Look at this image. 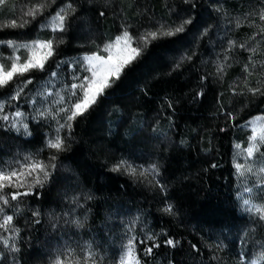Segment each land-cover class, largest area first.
Here are the masks:
<instances>
[{
	"label": "trees",
	"instance_id": "obj_1",
	"mask_svg": "<svg viewBox=\"0 0 264 264\" xmlns=\"http://www.w3.org/2000/svg\"><path fill=\"white\" fill-rule=\"evenodd\" d=\"M37 1L3 0L0 13L29 22L5 27L1 17L0 39L23 43L57 37L56 55L46 70L58 76L68 62L96 50L77 38L82 20L98 32L93 43L111 40L124 26L135 38L161 25L175 27L189 18L192 23L182 33L144 45L97 103L73 122L71 134L61 131L66 150L57 153L50 179L33 189L35 195L10 202L18 204L17 263L38 264L44 246L70 238L106 258L114 256L127 224L137 238L141 264H236L242 251L246 261L255 250L264 253V221L239 214L232 164L233 143L244 142L243 126L264 116V95L249 91H264V21L258 16L264 0H47L35 19L24 16V7ZM68 3L74 10L67 14L65 30L42 31V24ZM217 34L230 39L228 47L216 42ZM5 52L2 47L0 54ZM57 61L64 62L58 69ZM28 76L33 83L19 99L5 102L4 114L25 113L31 135H17L0 121V161L12 165L29 154L46 160L51 151L45 143L53 131L47 118H33L29 91L46 81V73ZM71 83L66 75L59 86ZM12 87L0 89V101L10 97ZM121 159L141 170L156 165L159 174L141 180L112 171ZM169 205L171 213L165 211ZM148 236L160 244L151 255L144 248L152 241L139 243ZM167 239L176 246H167Z\"/></svg>",
	"mask_w": 264,
	"mask_h": 264
},
{
	"label": "snow or ice",
	"instance_id": "obj_2",
	"mask_svg": "<svg viewBox=\"0 0 264 264\" xmlns=\"http://www.w3.org/2000/svg\"><path fill=\"white\" fill-rule=\"evenodd\" d=\"M185 2L187 3L188 0H185ZM0 3H3V0H0ZM43 7L42 4L37 3L25 11L24 16L35 19L36 14L41 12ZM70 10H74L71 3L60 7L52 17L49 25H42V27H51L54 32H63L65 30L67 14ZM260 20L264 21V12L260 13ZM28 22V20L18 22L16 19H13L5 27H24ZM191 23L192 21L189 18L184 19L175 27L161 25L157 31H150L139 37L136 46H132L133 38L125 30L122 35L116 37L114 44L104 46L103 50L108 53L106 57L94 54L84 58L87 64L80 71L91 73V75L85 74L84 76H79L76 72H73L72 79L76 82L71 83L66 88L65 95H61L55 91L36 90V97H41V99L32 98V104L35 105L34 111H36L37 116L51 118L56 122L57 127L55 134L47 139L45 143V147L51 150L46 160L29 154L22 161L17 160L15 165H12L11 162L0 161V245L3 248L8 249L10 252L19 251L15 241L19 237L20 229L14 224V217L18 214V204H11L10 202H21V197L35 195L33 189L38 186L43 187L50 179L52 170L56 167L54 161L58 158L57 153L66 150V137L60 135L61 131L66 129L71 134L73 122L88 112L97 103L98 98L104 94L105 90L111 87V81L119 79L124 69L140 55L142 51L140 44L146 46L152 40L163 36L171 37L182 33L185 31V25ZM261 31L264 32V28ZM206 33L207 30H205L204 34ZM57 39V37H52L45 41L37 40L31 44H18L11 39H0V45L12 49L8 57L0 54V89L8 88L12 84L10 99H19L21 94L25 92V89L28 88V85L33 83L34 78L28 76L31 72L39 71L46 73L47 79L45 83L47 84H51L52 78L58 76L57 71L47 72L46 70L48 61L56 55L55 48L58 45L54 44V41ZM59 42L62 43V39ZM232 44L234 45L235 42H232ZM241 47L245 46L241 45ZM21 48L25 49L23 58L20 55H16ZM113 48H115L114 52ZM252 51L255 52V49H252ZM188 59H191V57H188ZM63 63V61H57V69ZM247 67L246 65L245 71H247ZM218 70L222 72L223 66ZM29 91L32 90L29 89ZM249 91L253 95L257 93L264 95V91L260 88H250ZM50 97L51 99H49ZM45 104H47V108L44 107ZM4 112V103H0V121L5 122L4 126L17 128V131L22 128L25 135H31L28 124L24 122L25 113L19 109L11 116L4 114ZM229 115L231 116V113ZM249 123H252V121H249ZM18 125L19 127H17ZM262 147H264V127L259 130L253 128L247 146L241 148L239 144L236 145L238 150L236 155H243L246 162L257 158L264 160V152H261ZM257 153L260 154L259 157L256 156ZM212 166L216 167L217 165L214 164ZM234 167L238 176H244L245 174L255 176L257 179L254 187H258L260 192H264V187H261V185H264V167H260L257 170L250 163H235ZM111 170L114 172L123 170L130 176L139 175L141 177L148 175L155 177L159 174L156 165L138 171L137 166L124 159L117 161ZM6 189H13V191H6ZM245 191L252 193L253 188H245ZM261 199H264V197ZM243 204L246 206L245 211L254 213L260 221H264V203L254 204L250 199L245 198L243 199ZM8 208L12 209V214H7ZM165 211L171 213V205ZM38 214V212H33V215ZM73 223H76L77 227L82 226L79 221H73ZM9 233L11 235H8ZM126 239L127 243L121 246L119 264H141V260L136 253V236H127ZM146 241H152L150 246L144 248L146 255H151L154 248L160 247V244L156 243L152 236L140 240L139 243L146 244ZM165 244L171 247L176 246V242L172 239H167ZM193 247L195 248V245ZM244 260L245 254L242 251L239 254L237 264H244ZM51 264H100V258L96 256L91 245H88L87 250L83 251V254L80 255L76 254L74 249L68 247L66 250L58 252L53 257ZM249 264H264V253H261L256 260H250Z\"/></svg>",
	"mask_w": 264,
	"mask_h": 264
},
{
	"label": "rangeland",
	"instance_id": "obj_3",
	"mask_svg": "<svg viewBox=\"0 0 264 264\" xmlns=\"http://www.w3.org/2000/svg\"><path fill=\"white\" fill-rule=\"evenodd\" d=\"M37 3L45 5L47 3V0H44V1L39 0L37 2H34L32 5L34 6ZM33 6H31V5L25 6L24 7L25 11H27L29 8H31ZM0 7H1V3H0ZM53 16L54 15H52L49 19H47L42 25H49ZM258 16H260V13H258ZM1 17H2V24L3 25H5V23L10 24V22L13 19H16L17 21L22 20V16H19V17L17 16V17L12 18L11 15L5 16V14H3V13H0V18ZM159 28L160 27H157L155 30L152 29V30L145 31L144 33L140 34L138 37H135V38L132 37L133 38L132 46H135V44L139 41V37H141L143 34L150 32V31H157ZM41 30L42 31H50L53 34L58 32V31L54 32L51 27H42L41 26ZM125 30L128 32V30L125 29V26H124L119 35H122V33ZM97 36H98V32L96 30H94L93 28L87 26L86 21L82 20L81 23L79 24V26H77V38L79 41H82L84 44H87L88 47L96 49L95 52H93L92 54H84L78 58L71 60L70 62H68L66 64V71L62 72L61 75H59L57 77H53L51 84H47L45 82L41 83V84H36L35 86H33L31 88L32 91H30V95L33 98L41 99V97H36V95H35L37 89H39L41 91H55V92H59L61 95H65V90L68 86H59V85L65 80L66 75H69V77L71 79H72V73L73 72H76V74L79 76H84L85 74L90 76L91 73H84L83 71H80V69L87 64V61L84 60V58L87 56L94 55V54L95 55H102V56L106 57L108 55V53L103 50L104 46L107 44H114L115 39L118 35L113 37L111 40H109L107 42L105 40H102L101 42L93 43V40ZM214 39L216 40V42L218 40L221 41L220 46L222 48L228 47L229 44L231 43L229 41L230 39L228 37L224 36L221 38V35H218V34L215 36ZM34 41H37V40H34ZM34 41L23 42V43L16 42V43H18V44H25V43L31 44ZM39 41H44V40H39ZM91 45H93L94 47H92ZM143 46H144L143 44H140L141 48ZM2 47H4L6 49V52L3 56L8 57L11 54L12 49H10L4 45H0V49ZM114 51H115V48H113V52ZM24 53H25V49L21 48L16 53V55H20L23 58ZM219 56H220L219 52L216 53V57H219ZM175 58L177 59V56ZM172 60H174V59L171 58V60H167V63L169 64V62H171ZM213 65H215V68H218L217 60H215ZM72 81H73V83L76 82L73 79H72ZM241 86H244V83L241 84ZM24 98H26V96H24ZM49 99H51V97ZM10 100L11 99L8 98L7 100L0 101V103H4V105H5V102L10 101ZM30 105L33 106L32 110H31L33 117H35V118L39 117V116H37L36 111H34L35 105H33L32 102ZM44 107L47 108V104H45ZM28 120H29V118L27 116H25L24 122L28 124ZM47 121H48V125L50 126V130L53 131L52 135H54L57 124L51 118H47ZM249 121H252V123H249ZM17 127H19V125ZM262 127H264V116L263 115H257V116L252 117L251 119H249L246 122V124L243 126V132L241 134L244 137V142L242 140H240V141H235L233 143V155H232V157H233L232 164H233V168L235 170V182H236V184H235V199H236L237 205H238V212L242 216L248 217L250 219H257V220H258V217L254 213L245 211L246 206L243 204V199H245V198L250 199L251 202L254 204L264 203V199H261L262 197H264V192H260L258 187H254V185L256 183V179H257L255 176L249 175V174H245L244 176H238L236 173V169L234 167V164L235 163H242V164L243 163H250L257 170L260 167H264V160L257 158L255 160L246 162L244 160L243 155H239V156L236 155V153L238 152L236 145L239 144L241 146V148L246 147L247 143L249 142V137L252 133V129L257 128L259 130ZM9 128H10V131L14 132L17 135H20L23 137L29 136V135L24 134V131L22 128H20L19 131H17V128H11V127H9ZM52 135H50V137ZM148 142H149V144H152L154 146V148L157 145V144H155V141L152 139V137L149 138ZM263 149H264V147L261 148V152L264 151ZM259 155H260L259 153L256 154L257 157H259ZM139 170H141V169L138 168V171ZM133 177L137 178V179L144 180V177H141L139 175L133 176ZM261 187H264V185H261ZM245 188H253V192L252 193L246 192ZM61 196H62V194H59V197H61ZM9 211L10 210L8 208L7 214H9ZM121 233H123L122 234L123 236L121 235V237H125V238L122 240L116 241V244L114 245V247H115L114 256H112V254H111V256L106 258L105 255L101 254V252L98 253V252L94 251L96 256L98 258H100V264H119V255L121 253V246L123 244L127 243L126 236H132V230H130L129 224H127L123 227ZM8 235H11V233H9ZM119 237H120V235H119ZM15 243H16V241H15ZM61 243L62 244L59 246L56 245L57 243H55V242H52L49 245L44 246L43 254H42V256L37 258V260H36L37 263L38 264H51L53 257H55L58 254V252L66 250L68 247L74 249L76 254H78V255L83 254V251H86L87 247H88V244L80 243L78 240L71 239V238L64 240ZM113 244L114 243H112V241H108V246H112ZM16 245H17V243H16ZM259 255H260V252L255 250V252L251 253L250 260H256L259 257ZM0 259L3 261L2 264H18L16 261L15 252H10L8 249L3 248L2 245H0ZM249 261L244 260V264H249Z\"/></svg>",
	"mask_w": 264,
	"mask_h": 264
}]
</instances>
